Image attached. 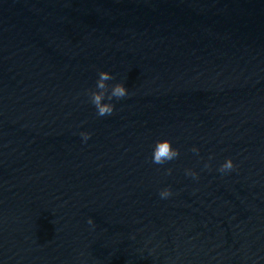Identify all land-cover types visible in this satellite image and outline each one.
Here are the masks:
<instances>
[{
	"label": "water",
	"instance_id": "1",
	"mask_svg": "<svg viewBox=\"0 0 264 264\" xmlns=\"http://www.w3.org/2000/svg\"><path fill=\"white\" fill-rule=\"evenodd\" d=\"M0 264H264V0H0Z\"/></svg>",
	"mask_w": 264,
	"mask_h": 264
},
{
	"label": "clouds",
	"instance_id": "2",
	"mask_svg": "<svg viewBox=\"0 0 264 264\" xmlns=\"http://www.w3.org/2000/svg\"><path fill=\"white\" fill-rule=\"evenodd\" d=\"M113 79V76L108 71H100L99 77L96 83V88L98 90H89L91 102L95 106L97 110L98 116H110L114 111V104L108 102H103L105 99V95L107 94V99L111 101L113 98L120 100L128 95V89L124 86V83H116L111 87V92L108 91L109 85L107 81ZM84 142L90 138L91 133L89 132H81L80 133ZM192 151L197 153L199 149L197 147H193ZM179 156V149L173 147L171 140L164 138L158 139L155 142L153 153H152V163L157 165H163L167 161L174 160ZM207 168L208 165L206 164ZM235 167L234 161L231 157H228L219 167L220 172L231 171ZM168 173H171V169L169 168ZM186 174L192 176L194 179L198 178V173H196L192 169H186ZM161 199H166L172 195L171 187L162 188L159 192ZM89 224H93V219L89 217Z\"/></svg>",
	"mask_w": 264,
	"mask_h": 264
}]
</instances>
